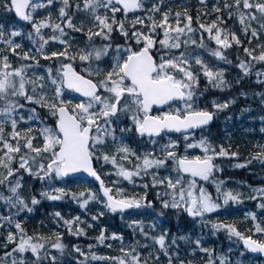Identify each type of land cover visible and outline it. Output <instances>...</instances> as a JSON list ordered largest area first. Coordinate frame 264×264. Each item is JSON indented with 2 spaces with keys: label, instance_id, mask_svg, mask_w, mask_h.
I'll use <instances>...</instances> for the list:
<instances>
[{
  "label": "snow or ice",
  "instance_id": "snow-or-ice-1",
  "mask_svg": "<svg viewBox=\"0 0 264 264\" xmlns=\"http://www.w3.org/2000/svg\"><path fill=\"white\" fill-rule=\"evenodd\" d=\"M64 7L59 9L60 17H66L65 9L69 6V0H61ZM205 3V0H200ZM54 0H8L4 4L10 11L14 10L15 15L20 20L32 24L35 35L40 36L41 29L51 27L54 32H59L61 36L65 35L64 29L60 24H50L43 20L38 23L33 22V13L38 9L46 8L53 5ZM79 7V6H78ZM224 9H234L229 11L228 18L233 16L238 18L239 24L242 26V31L247 34L251 29L252 22H256L261 29H264V0H233V3H228L225 0ZM83 8L89 11L94 18L97 31L88 30L89 50H82L78 59L86 64V67L77 71L72 63H63L55 70H47L48 79L51 85L55 86L52 89V95L48 96L44 92L46 87L43 83L44 77H37L35 80L27 79L25 76L26 69L32 65H23L14 68L9 61V57L4 55L0 57V101L4 102L3 107H0V167L7 170V174L0 173V185L7 183V190L12 194L5 196L0 192V201H5L12 208H18L19 211L32 209L19 198L18 189L21 187L20 180L17 179L15 184L9 181V177H14L21 169L25 170L29 175L37 177L41 180L50 179L53 175L56 178H65L72 174L83 172L94 177L100 182L102 196L106 198L105 207L111 212H125L130 209H139L144 206L141 200L120 199V190L115 194L112 190L104 186V182L100 175L92 166L94 158L103 159L105 162H110L118 167L116 175L123 177L125 180L132 181L134 176H140L141 172L147 173L149 169H159L166 166L169 160L175 162L178 175L175 179L171 177L157 178L153 175V186L165 185L171 190L165 195L171 196V201L162 200L164 208L180 209L182 208L189 216L204 217L207 213H212L221 208V204L217 203L212 195L203 186L197 185V178L203 181H209L213 176L214 171L219 170L218 165L214 163L217 156L226 157L231 155L236 157L237 153H229L223 147L217 153L205 139H201L198 143H187L186 149L201 148L204 152L203 156H188L178 157L175 149L179 148L177 141L170 140L162 149L163 158L154 157V154L148 152L143 157L136 156V153L126 144L121 143L117 149L118 153H123L120 156L121 160H127L129 155L136 156L137 160L142 159V164H137L135 170H128L122 164H119L116 155L109 156L103 154L97 156L96 152L100 146H103L109 138L113 141L117 140L115 136L116 128L122 123L123 119L131 122V127H120L121 134L135 131L141 137L148 136L150 138L160 137L162 133H184V140L187 141L189 136L198 128L208 125L214 117V112L206 109H197L194 107L199 84L198 75L193 71L190 63L191 53L180 51L178 55L173 53V50H179L183 45L196 44L195 40L190 37L181 40L182 35L191 33L194 29L191 27L192 17L184 13L187 23L180 26L181 13L177 12L176 26L169 23V12L161 13L160 4L152 3L146 6L145 0H84ZM103 8L106 14L101 16L97 14V9ZM141 11L143 16H134L132 20H118L116 13L122 12L127 18L129 13ZM213 11L220 12L221 8L214 6ZM111 12V16L107 15ZM153 13H160L161 19L155 20ZM223 23V18H217ZM148 21L146 23L145 21ZM128 24L126 28L125 24ZM137 25L141 27L138 28ZM67 27L73 28L75 31L82 29L75 28L69 18ZM200 27L205 32L209 33V39L214 40L216 45L223 49L232 47V42L240 44L241 41L235 33L229 34L226 29L219 27L216 22L210 25L201 24ZM147 28V32L143 31ZM157 29L163 33V38L157 40ZM215 30V31H214ZM114 31H118L127 41H132L138 48H133L132 43L127 46L113 45L109 42ZM252 36H256L255 29H251ZM4 35L3 26L0 25V38ZM20 31H12L10 36H20ZM33 33L28 34V38L32 39ZM100 37L106 43L97 46L93 39ZM41 43L39 51H43L44 46L49 43V40L40 36ZM51 40H59L60 43H65L60 39V36L53 35ZM203 37H201L200 47L203 45ZM10 45V51L15 55L16 50L21 47L20 44H13L11 40L6 41ZM35 43V41H34ZM159 45V47H157ZM254 50L248 48L244 52L256 62H264V51L257 56L253 54ZM110 52L112 53L110 55ZM155 52V54H154ZM212 55L220 59H225L220 50H213ZM157 56L159 57L157 59ZM52 57H64L74 61L76 56H68V51L53 52L51 56L45 55V59ZM21 59H35L30 57L27 52L23 54ZM107 58V59H105ZM95 63V66H93ZM101 63L108 64L107 68L100 66ZM195 64L200 65L203 74L208 78L209 82L215 87H220L223 84L222 72L214 73L199 58L195 59ZM238 67L243 70L244 75H248L251 70L249 63L241 62ZM256 75L264 76V72H257ZM264 83V81H261ZM26 85H31V93L26 89ZM37 89H40L38 92ZM65 90H70L79 93L80 96L86 98L79 103L72 104L65 101L63 96ZM23 98L28 103L36 104L41 108L48 109L50 115L55 118L54 126H49L40 121L43 125L37 129L38 136L32 135L33 129H27L22 136L17 130L18 120L13 118V113L23 109L24 105L19 100L12 98ZM182 102V107L173 108L172 105L176 102ZM264 102V101H262ZM234 103V101H232ZM229 106V102L223 104L213 101V107L217 110H223ZM167 107L168 111H163ZM154 109H160L158 114H153ZM32 115L29 119L39 120L36 109H30ZM24 117L20 116V120ZM10 121L11 132L5 135L4 124ZM264 131V128L261 129ZM40 138V146L34 145V140ZM12 141H15L13 143ZM153 144L156 140L151 141ZM211 153V154H210ZM18 160V168H13V161ZM252 160H260L264 162V148L261 152L254 155ZM251 163V160L247 161ZM246 164H236L235 167L243 168ZM187 177V179L185 178ZM217 185V192L220 191V185L223 181H213ZM144 187H148L147 184ZM261 196H264V188L255 189ZM48 200H60L65 195H68L64 189L56 188L50 191L41 193ZM159 196V194H158ZM15 197V200L13 199ZM83 199L81 207H85L89 200H97L99 196L96 193H88L87 197L84 192L79 194ZM86 197V198H85ZM74 198H76L74 196ZM256 199L255 196L250 197ZM238 201V194L225 193L223 204H228L229 201ZM40 201L35 197L32 198V205L38 204ZM264 209V203L258 205ZM17 212V214H18ZM57 217L59 213L55 214ZM103 215V213H100ZM255 219V216L252 215ZM93 220L97 217H92ZM0 220H7L9 224L13 223L11 216H0ZM79 222V217L76 218ZM71 222L65 221V224ZM2 226V225H0ZM17 233L9 232L6 237V243L3 247L7 248L9 244H16L10 252H5V257H12L14 253L31 252L35 259L32 264H43V261L49 258V254L45 252L41 255V251L45 249L46 242H33L34 238L27 236L21 223L14 224ZM212 227L216 230L224 229L230 236H235L243 240L244 246L254 253H264V240H256L251 236L241 234L235 226L225 224H213ZM142 231V230H141ZM256 232H264V228L256 225ZM74 235L83 234L82 229H76ZM147 235L146 233H144ZM17 236L19 237L17 241ZM103 232L98 240L103 244L105 240ZM112 239H121L122 237L115 234ZM60 236L56 237V241L51 244L52 248L63 250L65 247L60 242ZM157 243L164 247L165 237L161 235ZM198 246L200 241L195 242ZM207 252L208 249H201ZM75 251L80 252L77 247ZM124 257H97L93 254L92 259H111L115 264H141L138 254L133 255L132 252L125 251ZM83 255V253H81ZM127 257V259H125ZM3 258L0 257V260ZM52 264H55L56 257H51ZM12 264H25L23 259L17 261L12 259ZM209 264H212L211 260ZM221 264H225L224 259H221Z\"/></svg>",
  "mask_w": 264,
  "mask_h": 264
},
{
  "label": "trees",
  "instance_id": "trees-1",
  "mask_svg": "<svg viewBox=\"0 0 264 264\" xmlns=\"http://www.w3.org/2000/svg\"><path fill=\"white\" fill-rule=\"evenodd\" d=\"M8 0H0V24H5L7 30L11 27H15L21 32L20 36H17V40L21 42V47L16 50L17 54H13L10 51V47L5 49L6 55L9 57V61L15 68L21 67L23 65H35L42 67V69L48 70L53 69V74L55 70L61 66L63 63H72L73 67L77 71L81 70L83 63H80L78 55L75 62L68 60L64 57H52L51 59H45L44 56H51L53 52H63L67 49L68 53L70 48H66L64 45H52L44 46L43 51H39V45L41 39L39 36L35 35L31 23L22 25L18 23L15 19L13 11L9 10L4 6ZM80 0H69V3L74 5ZM219 2L220 12L213 11L215 3ZM228 3H233V0H227ZM146 6H150L152 3H159L161 13L169 12V23L176 25V13H181V18L187 23L184 13L192 17L191 27L197 32L196 34V44L190 46H183L179 50H173V53L178 55L180 51H186L189 53L195 52L200 48V52L204 56L202 63L206 65L214 73L222 72L223 76L220 78L223 84L220 87L213 86L209 82L208 78L204 76L203 70L200 65H192V69L198 75L199 84L196 89L197 99L194 107L197 109H206L210 112H214V122L213 124L203 129L202 131L196 133L197 138L199 136H205L209 145L215 149L218 153L220 148L223 147L229 153H237L236 157L231 155L226 157H218L214 159V163L221 166V171H214L213 179L215 181H223L222 185L230 186L236 185V183L241 184V186L246 187H256L264 186V178H258L264 176V162L260 160H252V157L264 148V76H257V72H262L264 70V62H256L252 60L245 52L244 49L248 48L254 50V55H259L261 51H264L263 47L258 45L261 43L262 37L260 33L256 36H252L251 29H260L256 22H252L251 29L247 34L242 31V26L238 22V18L233 16L231 19L228 18L229 11H234V9L227 10L224 9L223 0H205V3H201L200 0H145ZM61 5L62 2H60ZM60 7L57 5L48 7L44 10L37 11L36 22L39 21L40 17L47 15H52L54 17L55 12L59 14ZM105 15V14H104ZM107 15L111 16V12H107ZM144 13L141 12L139 15L143 16ZM154 19L159 21L161 19L160 13L152 14ZM103 16V14H101ZM134 16H129L125 18L122 12L116 13V18L118 20L130 21ZM72 17V14H68L65 19ZM222 17L223 23H221L217 18ZM180 20V21H182ZM35 20H33L34 22ZM148 23V21H145ZM216 22L219 27L226 29L229 34L235 33V35L241 41L240 44L232 42V47L223 49L216 45L214 40L209 39V33L205 32L204 29L200 27L201 24L210 25ZM126 28L128 24H125ZM140 28V25H137ZM143 31L147 28H143ZM215 31V30H214ZM73 36L74 40L81 41V47L89 49L88 35L85 32H79L77 34L74 30L69 29L67 31ZM33 33L32 39L28 38V34ZM262 35V33H261ZM45 37H49L47 34ZM201 37H203L204 47H200ZM261 37V38H260ZM157 40L163 38V33L160 29H157V35L155 37ZM35 41V43H34ZM93 42L97 45H103L106 43L100 37H94ZM113 47L116 45L127 46L128 43H132L133 48H138L132 41H127L124 36H122L118 31H114L109 41ZM159 47V45H157ZM213 50H220L225 57V59H220L212 55ZM27 52L30 57H35V59L24 60L20 57ZM4 53V55H5ZM155 54V52H154ZM159 57L157 56V59ZM245 62L251 65V70L248 75H244L243 70L238 67L239 63ZM213 101L223 104L229 102V106L223 110L217 111L213 107ZM234 101V103H232ZM38 117L44 121V124H51L54 126L55 118H51L46 114V108H37ZM115 133H118L115 131ZM15 143L14 141H12ZM251 160V163L247 161ZM95 166L102 174L105 180L106 187L110 188L113 186V181H111L105 173L102 172L100 162L94 158ZM17 161L13 164L16 168ZM236 164H246V167L237 168ZM103 168V167H102ZM20 173H16L14 177H17ZM187 179V177H185ZM19 178H13L17 180ZM24 180L23 187L27 195H36V186L38 183L37 178H33L27 175L26 178L22 177ZM22 181L21 179H19ZM260 180V181H259ZM149 186V194L144 197L141 195L142 192L138 190L130 189L125 190V194L120 193L117 198L120 199H132L137 200L145 199L143 204L147 206L145 210H140L135 213L138 217V221L129 220L124 218L122 213H113L107 207H105V200L101 197L102 201L99 203L89 200L85 207H81L83 199L79 197L81 192L87 194L86 189H92L95 193L100 195L99 187L97 184L91 181H83L81 179H71L64 180L63 178H56L54 175L50 179H44L41 182V193L50 188V184H53V189L61 188L64 189L68 195H65L60 200H48L41 194L37 200L40 202L31 207L32 211L27 210L19 211L17 208H12L5 201H0V209L5 212V208L9 205V210L11 214L17 213V217H12L14 222L21 223L27 236H31L37 233L42 235V242L45 243L46 250H51L57 253L58 258L55 264H79L76 260L78 254L74 252L76 247L91 246V249L86 250L89 260L87 264H115V261L111 259H97L93 260V254L97 257H124L125 251L130 252L132 249L137 248L140 254L144 258L140 259L141 264H181L185 261V264H190L185 258H190L193 264H209L211 260L212 264H221V259L223 258L225 264H247V262L261 263L264 264V260L252 257L247 254L242 245L239 243L240 238L235 236H230L229 233L224 230H216L212 227L213 223L210 221H202L200 217L189 216L182 208L173 209L171 207L164 208L162 206L161 200L157 199L154 193L155 187H152L148 179H145ZM202 183V181L199 180ZM79 183H83L80 185ZM87 184L88 186H84ZM204 188L212 195L213 199L220 203L222 206L220 211L215 214L217 217V223L225 225H233L241 234L245 236H251L256 240H264V232L258 233L252 231L246 222H241L236 218V213L242 211V209L247 208L248 210H257L260 208L254 202H247L245 200L236 202L229 201L228 204H223L222 193L214 188L213 184L205 182L202 183ZM26 186V188H25ZM50 191V190H47ZM52 191V190H51ZM50 191V192H51ZM0 192H3L0 186ZM117 191H112L115 194ZM160 194V193H159ZM161 195V194H160ZM6 196V195H5ZM11 196V195H10ZM74 196L76 198H74ZM85 197V198H86ZM15 200V197H13ZM134 212L131 209L127 214ZM59 213L60 218L58 225V233L51 234V228L54 225V216ZM103 213V215H100ZM261 213L264 215V209L261 208ZM125 214V213H124ZM97 217L93 220L92 217ZM79 217L83 220L80 225L83 230V234L74 235L76 223L73 224L72 228H69L65 221H72L74 218ZM212 217H208L210 220ZM153 221L155 225H158L162 232H164V237L166 245L168 246V256L169 262H163V258H154L153 255L148 256L150 252V243L146 240H139L143 234L146 222ZM63 225V226H62ZM14 230L13 225L9 227L0 226V257L5 255V252H10L16 244H9L7 248L3 247L6 243V237L9 230ZM142 230V231H141ZM103 232L106 237L103 244L98 240L101 233ZM122 237L121 239H112L113 235ZM60 236V242L65 246V253H60V251L51 247V244L56 241V237ZM36 240V238H35ZM197 240L200 241L199 246L195 243ZM235 241V242H234ZM184 243H189L190 247H186ZM193 249V254H187L185 249ZM234 248V249H232ZM201 249H208L207 252ZM178 251L182 255L181 258L174 257L173 252ZM186 252V257L184 256ZM30 256L26 258L29 259ZM127 259V258H125ZM28 261V260H27ZM77 262V263H76ZM43 264H52L51 258L43 261Z\"/></svg>",
  "mask_w": 264,
  "mask_h": 264
},
{
  "label": "rangeland",
  "instance_id": "rangeland-1",
  "mask_svg": "<svg viewBox=\"0 0 264 264\" xmlns=\"http://www.w3.org/2000/svg\"><path fill=\"white\" fill-rule=\"evenodd\" d=\"M223 1H225V0H223ZM45 2H46V0H45ZM60 2H61V0H54L53 5H51L49 7H52L55 5H57V7H60V8L64 7V5H61ZM83 4H84V0H80V2H76L74 5L69 3V6L65 9L67 15L72 14V17L70 18L71 23L75 26V28L82 29V31H75L73 28L67 27L68 19H65V21H64L65 17H60V15L57 14V12H55L54 17H52V15L40 17L39 21L43 20V21L50 23V24H53V25L54 24H60L61 27L64 29V33H65V35L61 36L59 32H54L51 27L42 28L40 36H43L44 39L49 40V43L46 44L45 46H52L55 44V45H64L66 48L69 47L70 51L68 53V56H76V55H79V53L82 50H85V51L89 50L86 47L82 48L81 47V41L74 40L73 36L67 32V31H69V29H71L72 31L74 30L77 34H79V32H81V33L85 32V33H87L86 35H88L89 29H91L92 31H97V29L95 27V21H94L93 15L89 11L84 10ZM218 4H219V2H216L215 6L219 7ZM46 8H48V7H46ZM46 8H41V9H38L37 11L44 10ZM227 10H229V9H227ZM37 11L35 13H33V20H35L34 23L39 22V21L36 22ZM97 14H99V15L103 14L104 15V14H106V10L103 8H99V9H97ZM179 19L182 20L181 17ZM176 20H177V17H176ZM181 22H185V21L184 20L180 21V26L183 27V25L185 23H181ZM0 25L3 26V32H4L3 37L0 38V57H2V56H4L5 49L7 47H10V45L8 43H6V41L11 40L13 42V44H21V42L18 41L16 37L10 36V33L12 31H18L15 27H11L10 32H9V30L6 29L5 24H0ZM172 25L176 26L174 24H172ZM145 32H147V30H145ZM257 33H260V36L262 37L261 43L258 45V48L261 46L264 49V29H261V28L257 29ZM261 33H262V35H261ZM45 34H47L49 37H45L44 36ZM196 34H197V32L195 30L191 33H187V30H186V35H182L181 40L183 41L184 39H188L189 37L192 40H195ZM53 35L60 36V39L64 40L65 43H60L59 40H56V41L51 40L50 38ZM40 36H39V38H40ZM50 44H52V45H50ZM190 45H193V44H191L189 42L188 45L182 44V47L183 46H190ZM196 49L197 50L195 52L191 53V57H190L191 65H196L195 64L196 58H199L201 61L204 60V56L199 50L200 48H196ZM45 53H46V51H43V54H45ZM111 54L112 53L110 52V55ZM5 55H6V53H5ZM105 59H107V58H105ZM75 61H76V59L72 62H75ZM80 63L84 64V66L82 65L81 69L86 67V64L84 62L80 61ZM31 65H32V67L26 69V72H25L26 78L31 79V80H35V79H37V77H44L43 83L45 84L46 87L44 88L43 91L46 92L48 94V96H51L52 95V89L55 86L51 85V83L48 79L47 70L42 69V67L38 66L37 64H35V65L31 64ZM93 66H95V63ZM100 66L103 68H107L108 64L101 63ZM262 72H264V70ZM53 75H55V74H53ZM26 89L29 91V93H31V85H26ZM37 91L39 92L40 89H37ZM12 99L19 100V102L24 105L23 109H19L18 112L13 113V118L18 120L17 130L20 131L21 135L23 136L26 133L27 129L32 128L33 129L32 135L38 136L37 129H39L40 127L43 126L40 122V121H42V119L39 117V120H35V119H29V117L32 115V113L30 112V109L35 108L36 113L38 115L37 108L40 106H38L36 104L28 103L23 98L16 97V98H12ZM63 99L65 101L71 102L73 105L76 103H79L83 100L82 98H80L76 94L71 93L69 90H65V94L63 96ZM3 105H4V102L0 101V107H3ZM172 107L173 108L182 107V102L174 103L172 105ZM168 110H170V109L166 108L163 111H168ZM158 112H159V110H154L153 114H158ZM46 114L49 115L51 118H54L50 115L48 109H46ZM20 116H23L24 119L20 120ZM3 119H4L3 117H0V120H3ZM43 123H44V121H43ZM47 125L53 126L51 124H47ZM125 126L131 127V122L129 120H127L126 118L123 119V121L119 125V127L116 128V131L118 132V133H115L117 140L113 141L111 138H109L103 146H100L98 148V150L96 152L97 156H102L103 154H108L109 156L116 155L119 164H122L128 170H135V166L137 164H142V159L137 160L136 156L143 157L144 154L151 152L154 154V157L163 158L164 153H163L162 149L164 148L165 145H167L169 143L170 140L177 141L179 143V148L175 149L178 157L186 155L189 158H192V157H195L198 155L199 156L204 155L203 150L199 147L186 149L187 143H198L201 139L206 140V137L204 135L199 136V138H197V136L195 135L196 133H192L189 136V139L187 141H185L184 140L185 134H180V135H176V136L164 134V135H161L160 137L153 138L156 140V143L153 144L151 142L153 139H149V138H145V137H141V136L137 135L135 133L134 129H133V131L121 134L119 128L125 127ZM4 129H5V135H7V133L11 132L12 129H11L10 121L6 122L4 124ZM121 143L128 145L136 153V156L129 155L127 160H121L120 156L123 155V153H118V151H117V149L120 147ZM40 144H41L40 138L34 140L35 146H40ZM0 154H1V156L3 155L2 152H0ZM218 157L219 156H217L216 158H218ZM97 160L102 165L101 166L102 172H104L106 175H108L109 179L111 181H113V186L111 187L112 191L120 190V193L122 195V194H125V190L128 191L130 189H135V190H138V192H142L141 195H144V197L146 198V196L149 194V191H148L149 186L147 188L144 187V185L147 184V182H144V181H145V179H148V182L151 183L152 187L156 188L154 190V193L156 194L157 199L161 200V198H162L163 200H168L169 202L171 201V196L165 195V193H170L171 190L168 189L165 185L153 186V175L155 174L157 176V178L171 177V178L175 179L176 176L178 175V173L175 170L176 165H175L174 161L169 160L167 162L166 166L163 168L149 169L147 173L141 172L140 176H134L132 178V181H128V180H125L123 177L116 175V173L118 171V167L116 165H113L110 162H105L102 158L97 159ZM14 163H15V161H13L12 167H13ZM16 163H17V165H16V167H17L18 162H16ZM218 168H219L218 171L220 172L221 166H218ZM5 171H7V170L0 167V173H3L4 175H6ZM258 178L261 179V178H264V176L257 177V179ZM10 179H11V177H10ZM199 180L200 179L197 178L198 187L203 186L202 183L208 182V183L213 184L214 188L217 190V185H216V183L213 182V181H215L213 179V177H211L209 181L200 180V181H202V183L199 182ZM15 182H16V180L12 181L11 183L15 184ZM7 183L8 182L6 181L5 185H1V186H3L5 192L7 194H9L10 192L7 190ZM20 183H21V187L18 189V196L20 199H22L27 204V206L29 208H31L33 206L31 203L33 196L31 198V197H28L25 194H23L22 193V191H23L22 181H20ZM79 184L83 185V183H79ZM50 185H51L50 188L46 189V191L47 190H50V191L53 190V184H50ZM84 186L87 187L88 185L85 184ZM260 188H264V186L246 187V186H241V184L236 183V185H230L227 187V186H224L221 184L220 185V192L222 193V197H224L225 193L230 192L233 195L238 194V200L239 201L245 200L247 202H254L256 205H259L260 203H264V196H261L258 192L254 191V190L260 189ZM86 192L95 193L94 190H92V189H90V191H89V189H86ZM158 194L161 198L158 197ZM10 195H12V194L10 193ZM97 195L99 196V199L93 200V201L96 203H99L100 201H102V199H101L102 196H101V194L100 195L97 194ZM253 196H255L256 199L250 198ZM141 201L143 203L145 201V199L142 198ZM146 207L147 206L141 207L139 209H134V212H131L129 214L125 213V214H123V217L125 219L128 218L129 220L131 219L134 221H138L139 219H138V217H136L135 213L137 211H140V210H145ZM219 211H220V209H218L217 211L212 212V213H207V214H205L204 217H200V218L204 222L210 221L213 224H218L216 222L217 217L215 216V214H217ZM252 215L255 216V219L252 218ZM0 216L17 217L18 215H17V213L11 214L9 208H6L4 213L0 211ZM209 216L212 217L210 220L208 219ZM236 218L241 222H246L248 224V226L250 225L249 228L252 231H255L256 225H260V227L264 228V215L261 213V208L258 209V207H257V210H248L247 208H245V209L243 208L242 211H239L236 213ZM59 221H60V218H58L55 215L54 216V225L52 227H50L51 228V234L58 233ZM69 222H71L70 224H68L69 228H72L73 224L76 223V227H75V231H76V229H81L80 225L83 223V220H81L79 218V222H77L76 217H75L72 221H69ZM3 224H5V226H7V227H9L12 224L14 230L12 231L8 228H7V230H9V232H12L14 234L17 233V230L14 227V224H15L14 221H13V223L9 224L7 222V220H0V225L3 226ZM142 226H145L144 231H142L143 234L146 233L147 235H145V234L142 235L139 240L144 239L147 242H149L151 245V249L154 251V254L160 260H161V258H163V260H161V261L168 263L169 262V256L167 253L168 248L166 245V241H165L163 248H161L159 243H157V240L159 239V237L161 235L164 236V232H162V229L158 225H155L153 221H150L149 223L146 222L145 225H142ZM258 233H263V232H258ZM31 237L34 238L33 242H38V241L42 242L41 241L42 240L41 234L37 233V234L31 235ZM35 238H36V240H35ZM18 239H19V237L17 236V241H18ZM239 241H240L239 243L242 245L243 240L240 239ZM188 244L189 243H184V245H186V247H190V245H188ZM78 248L80 249V252H77L74 249V252L78 254V257H76V260L78 261L79 264H87L89 257L85 251L88 249H91V246H84V247L82 246V247H78ZM134 249H135V251L133 252V255L138 254L140 257V251L137 248H134ZM232 249H234V248H232ZM56 250H58V249H56ZM132 250L130 252H132ZM58 251H60V253L63 254V253H65V248H63V250H58ZM185 251L187 252V254H193L192 248H189L188 250L185 249ZM45 252L49 254L50 258L53 256L56 257V259L58 258L57 254H55L51 250H46V247L44 250L41 251V255H43V253L45 254ZM186 252L184 254L185 257H186ZM81 253H83V255H81ZM173 254H174V257H176L177 259L182 257V255L179 254L178 251H174ZM27 256H30L29 259L26 258ZM2 258L3 259L0 260V264H12L13 258H15L17 261H19L20 259H23L25 261V264H32L33 260L35 259V257H33V255L31 254L30 251L25 252L23 254L14 253L12 257H5V255H3ZM125 258H127V257H125ZM185 259L187 261H189L190 264H193V262L190 258H185ZM181 264H185V261H182ZM247 264H261V263L247 262Z\"/></svg>",
  "mask_w": 264,
  "mask_h": 264
},
{
  "label": "water",
  "instance_id": "water-1",
  "mask_svg": "<svg viewBox=\"0 0 264 264\" xmlns=\"http://www.w3.org/2000/svg\"><path fill=\"white\" fill-rule=\"evenodd\" d=\"M12 11H13V14H14V16H15V19H16V21H17L18 23H20V24H22V25H26V24L28 23V22H26V21H22V20H20L19 17H17V16L15 15L14 10H12ZM140 13H141V11H137V12H134V13H129L128 16L138 15V14H140ZM123 15H124V14H123ZM128 16H127V17H128ZM69 91H70V90H69ZM70 92H72V91H70ZM72 93L78 95V96L81 97L82 99H86V98L80 96L79 93H75V92H72ZM176 103H177V102H176ZM178 103H180V102L178 101ZM166 108H167V107H165L164 109H166ZM164 109H163V110H164ZM154 110H159V111H161L160 109H154ZM213 122H214V117H213V120H212L208 125H206V126H204V127H202V128H198V129L194 130L193 133L200 132L201 130L210 127V126L213 124ZM163 134H167V135H171V136H176V135L184 134V133L170 132V133H162L161 135H163ZM145 137H148V136H145ZM149 138H150V137H149ZM153 138H155V137H153ZM92 166H93V168L97 171V169H96V167H95V163H94V161H92ZM97 173L100 175V173H99L98 171H97ZM100 177H101V179H102L103 182H104L103 177H102L101 175H100ZM63 179H64V180L81 179V180H84V181H91V182H93V183H95V184L98 185V187H99V191H100V194H101V196H102V191H101V188H100V182L97 181L94 177L89 176L87 173L79 172V173L72 174V175H70V176H68V177H65V178H63ZM104 186H105V182H104ZM105 187H106V186H105ZM102 197H103V196H102ZM103 198H104V200L106 201V198H105V197H103ZM130 210H131V209H130ZM130 210H127V211H125V212H128V211H130ZM125 212H123V213H125ZM115 213H121V212L118 211V212H115ZM242 248H243L244 251H245L247 254H249L250 256H252V257H257V258H260V259H263V260H264V253H258V252H257V253H254V252H251L250 250H248V249L244 246L243 241H242Z\"/></svg>",
  "mask_w": 264,
  "mask_h": 264
},
{
  "label": "flooded vegetation",
  "instance_id": "flooded-vegetation-1",
  "mask_svg": "<svg viewBox=\"0 0 264 264\" xmlns=\"http://www.w3.org/2000/svg\"><path fill=\"white\" fill-rule=\"evenodd\" d=\"M145 137V136H144ZM145 138H149V137H145ZM149 139H153V138H149ZM0 156H1V154H0ZM14 168V167H13ZM16 168H18V166L16 167ZM5 173L7 174V171H5ZM18 173H20L17 177H11V179H10V177H9V181H13V178H19V179H21L22 180V182H24V180L22 179V177H24V178H26L27 177V175H29L25 170H23V169H21ZM104 173V172H103ZM102 175V174H101ZM29 176H31V175H29ZM31 177H33V178H37V177H34V176H31ZM104 179V178H103ZM37 180H38V183H37V188H36V195H38V197L36 196H34L36 199H38L39 198V196H40V194H41V182H42V180L41 179H39V178H37ZM105 181V180H104ZM24 183H22V185H23ZM1 186V185H0ZM25 188H26V186H25ZM1 189H2V191H3V193H4V195H6V196H10V193L9 194H7L6 192H5V190H4V188H3V186H1ZM110 189H111V187H110ZM22 193L23 194H25L26 196H28L27 195V193L25 192V190H24V187H23V191H22ZM28 197H31L32 198V195H29ZM6 208H9V205H7L6 206ZM5 208V209H6ZM0 211L2 212V210L0 209ZM38 234H40V233H38ZM167 248H168V246H167ZM167 253H168V249H167ZM55 254H57V253H55ZM43 255H44V253H43ZM150 255H153L154 256V258H158L155 254H154V251L151 249V246H150V252L148 253V256H150ZM142 258H144V256L143 255H141L140 254V259H142ZM159 259V258H158Z\"/></svg>",
  "mask_w": 264,
  "mask_h": 264
},
{
  "label": "bare ground",
  "instance_id": "bare-ground-1",
  "mask_svg": "<svg viewBox=\"0 0 264 264\" xmlns=\"http://www.w3.org/2000/svg\"><path fill=\"white\" fill-rule=\"evenodd\" d=\"M260 181V180H259Z\"/></svg>",
  "mask_w": 264,
  "mask_h": 264
}]
</instances>
